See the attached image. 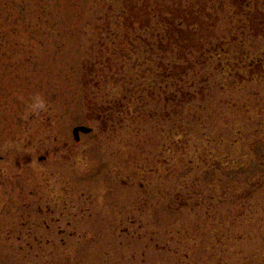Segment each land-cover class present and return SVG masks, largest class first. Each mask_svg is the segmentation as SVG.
Instances as JSON below:
<instances>
[{
  "label": "rangeland",
  "instance_id": "374dc122",
  "mask_svg": "<svg viewBox=\"0 0 264 264\" xmlns=\"http://www.w3.org/2000/svg\"><path fill=\"white\" fill-rule=\"evenodd\" d=\"M128 1L0 0V264H218L194 242L225 221L228 264H264V0H146L163 24L134 31Z\"/></svg>",
  "mask_w": 264,
  "mask_h": 264
},
{
  "label": "trees",
  "instance_id": "16d2710c",
  "mask_svg": "<svg viewBox=\"0 0 264 264\" xmlns=\"http://www.w3.org/2000/svg\"><path fill=\"white\" fill-rule=\"evenodd\" d=\"M145 1H144V5H139L138 7H137V3H133L132 7L136 6L133 9H131L129 7L130 1L127 2V4L125 5L126 9H124L126 18H123L124 19V26H125L126 23H128L127 26H125L126 29H130V30L132 29L133 31L135 29L136 30L147 29V28H150L151 26H153L157 19H158L157 22L159 24H163L162 20L160 19L162 17H160L158 15V16H156V17H158L156 19L154 17V15L151 14V13H149L150 16L147 14L148 15L147 17H148V19H150V22H148V21H140L138 19L139 10L140 9L141 10H147V7H145ZM152 6H153V10H155L156 7H160V8L163 7L162 4L159 3L156 0H153ZM161 12H162V14H164L163 11H161ZM176 16L178 17L177 14H176ZM182 60H183V62H185L186 59L184 57H182ZM112 63H113L112 58H109V60L107 62V65L109 66V68L111 67ZM97 64L101 65L102 63L98 62ZM181 66L182 65L179 64V65H174V67L160 66L159 68L161 70L166 68L165 72L166 71L168 72V70H169V72H174V69L176 67H178L180 69ZM106 70H103L102 72H101V69H98V70L94 71L92 69H89L88 62H85L83 64V87L85 89L84 101H85V108H86V116L85 117L90 122H96V123L99 122V124L102 125V127H104L105 129L108 126H111L109 129L113 130L115 128V126L121 125V123H122V121L124 119L123 115H126L125 114V110H126L125 107L122 105L121 101H117V100H115L113 102H108L109 105H107V106L104 105V104H99L97 101H95V99L93 97V95L95 93H93L91 91L92 89L93 90L99 89V82L95 83V78H93V77L90 78L89 80L87 79L88 74H92V73H94L93 75H99L100 79H101L102 75H104L106 73ZM108 70L111 71V69H108ZM165 72L162 73V77H165ZM179 74H181V73H179ZM167 76H169L170 79H173V76H177V75L175 73H170ZM142 97H143V95L140 96V98H142ZM146 99H148L147 96H146ZM186 103H190V101H186ZM210 200L211 199H209V201ZM194 201L197 203V205L200 204L196 199L190 197V198L186 199L185 201H182V202L179 201L183 206L180 205L177 209H174V210L170 209V211L171 212H177L179 217L182 216L185 213V211H184L185 209L184 208H186V207H190L191 206V208H192L191 212L195 211L197 205L195 204V206L193 205L194 207L192 206ZM167 206H168V204H167ZM181 206L183 208L182 209L183 211L181 209H179ZM204 216H205V213H204ZM203 217H199V218L195 219V222H196L197 226L202 224V223H204V221L206 222L207 219L205 217L204 218ZM219 226H220V229L216 230L215 232H213L210 235L211 238L215 237L217 242L208 243V245L206 247L203 246V248H202V246H200L201 245L200 243H202L201 241H197V242H194V243H196L195 246H199L198 249L203 251V253L205 254L207 260L213 262V257H214L213 255H216V253H219V256L217 255L215 257V261H218V260L220 261L221 260L222 262H219L218 264H228L229 263L228 254L230 255V252L232 251L231 247H230L231 241L229 242V238L228 237H226V242L221 241L219 238H220V236H226V234L224 232H222L221 230L226 231L227 233L231 232V228H230L231 225L229 226V223L227 221H225L224 223L220 224ZM184 239H186V237L183 238V243L180 242L178 244L180 246H182V247H186L187 245H190V243L185 245V241L186 240H184ZM228 242H229V244H228ZM220 255H222V256H220ZM224 255H226L225 261H223ZM180 257L182 259L180 261L181 264H191L189 262L191 256L188 255V253L182 252V255L180 254ZM200 259H202V257H199V260ZM215 264H217V263H215Z\"/></svg>",
  "mask_w": 264,
  "mask_h": 264
},
{
  "label": "clouds",
  "instance_id": "9594fccd",
  "mask_svg": "<svg viewBox=\"0 0 264 264\" xmlns=\"http://www.w3.org/2000/svg\"><path fill=\"white\" fill-rule=\"evenodd\" d=\"M29 109L32 113H39L47 111L48 105L40 96L37 95L32 98V101L29 104Z\"/></svg>",
  "mask_w": 264,
  "mask_h": 264
},
{
  "label": "water",
  "instance_id": "95a60500",
  "mask_svg": "<svg viewBox=\"0 0 264 264\" xmlns=\"http://www.w3.org/2000/svg\"><path fill=\"white\" fill-rule=\"evenodd\" d=\"M92 129L91 128H88V127H85V126H79V127H76L74 130H73V134H74V138L76 141H80L81 140V134H89L91 133Z\"/></svg>",
  "mask_w": 264,
  "mask_h": 264
}]
</instances>
